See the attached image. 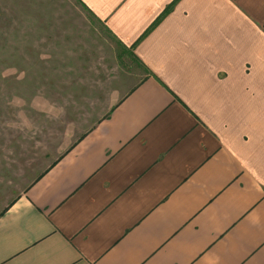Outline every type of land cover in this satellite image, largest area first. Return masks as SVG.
Segmentation results:
<instances>
[{"label":"crops","instance_id":"0c3cea01","mask_svg":"<svg viewBox=\"0 0 264 264\" xmlns=\"http://www.w3.org/2000/svg\"><path fill=\"white\" fill-rule=\"evenodd\" d=\"M148 70L0 215V264H264V0H82Z\"/></svg>","mask_w":264,"mask_h":264},{"label":"rangeland","instance_id":"374dc122","mask_svg":"<svg viewBox=\"0 0 264 264\" xmlns=\"http://www.w3.org/2000/svg\"><path fill=\"white\" fill-rule=\"evenodd\" d=\"M147 74L82 0H0V215Z\"/></svg>","mask_w":264,"mask_h":264},{"label":"trees","instance_id":"16d2710c","mask_svg":"<svg viewBox=\"0 0 264 264\" xmlns=\"http://www.w3.org/2000/svg\"><path fill=\"white\" fill-rule=\"evenodd\" d=\"M13 203H14V202H13ZM13 203H12V204H13ZM12 204H11V205H12ZM3 212H4V211H3Z\"/></svg>","mask_w":264,"mask_h":264}]
</instances>
